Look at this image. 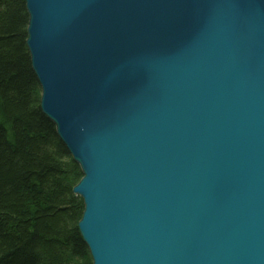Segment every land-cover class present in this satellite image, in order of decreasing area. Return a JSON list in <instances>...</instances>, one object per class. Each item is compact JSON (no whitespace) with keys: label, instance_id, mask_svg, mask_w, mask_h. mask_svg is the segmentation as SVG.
Instances as JSON below:
<instances>
[{"label":"water","instance_id":"water-1","mask_svg":"<svg viewBox=\"0 0 264 264\" xmlns=\"http://www.w3.org/2000/svg\"><path fill=\"white\" fill-rule=\"evenodd\" d=\"M24 2L91 264H264V0Z\"/></svg>","mask_w":264,"mask_h":264},{"label":"trees","instance_id":"trees-1","mask_svg":"<svg viewBox=\"0 0 264 264\" xmlns=\"http://www.w3.org/2000/svg\"><path fill=\"white\" fill-rule=\"evenodd\" d=\"M24 0H0V264H91L79 167L40 110Z\"/></svg>","mask_w":264,"mask_h":264}]
</instances>
